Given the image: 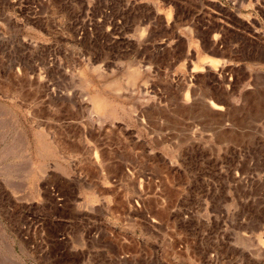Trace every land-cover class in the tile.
Returning <instances> with one entry per match:
<instances>
[{
	"label": "rangeland",
	"instance_id": "obj_1",
	"mask_svg": "<svg viewBox=\"0 0 264 264\" xmlns=\"http://www.w3.org/2000/svg\"><path fill=\"white\" fill-rule=\"evenodd\" d=\"M97 170L164 209L108 257ZM0 264H264V0H0Z\"/></svg>",
	"mask_w": 264,
	"mask_h": 264
},
{
	"label": "crops",
	"instance_id": "obj_2",
	"mask_svg": "<svg viewBox=\"0 0 264 264\" xmlns=\"http://www.w3.org/2000/svg\"><path fill=\"white\" fill-rule=\"evenodd\" d=\"M96 172V175H83L81 181L67 186L69 193H73L72 195L81 199V207L73 210L64 207L55 211L59 217L65 219L66 224L63 233L71 238V220L81 216V219L87 220V222H83V224L85 223L84 226L95 228L97 233V235L88 231L81 233V242L86 240L87 236L92 237L91 240L94 238L96 246H92L90 250L98 253L100 257H108L114 253L113 249L110 248V243L113 244L116 240H110V236L107 237L98 230L100 229V220L105 221L106 219L112 225L123 229L126 235L134 240H139V237L146 234L157 233L161 229L160 214L161 210H164L161 209V203L153 202V205H150L134 178H130V180H134L131 188L121 189L110 173H101L99 170ZM139 178V175L136 176L137 180ZM167 209L170 213L173 211L170 207ZM167 220L172 223L176 219L169 214ZM172 225L176 226L174 222ZM87 248L86 245L80 244L77 250L84 251L88 250ZM143 258L139 255L133 259L140 260Z\"/></svg>",
	"mask_w": 264,
	"mask_h": 264
},
{
	"label": "bare ground",
	"instance_id": "obj_3",
	"mask_svg": "<svg viewBox=\"0 0 264 264\" xmlns=\"http://www.w3.org/2000/svg\"><path fill=\"white\" fill-rule=\"evenodd\" d=\"M214 106H216V105L213 103V107H214ZM217 108H218V107H217ZM217 108H216V109H217ZM219 108H220V107H219Z\"/></svg>",
	"mask_w": 264,
	"mask_h": 264
}]
</instances>
